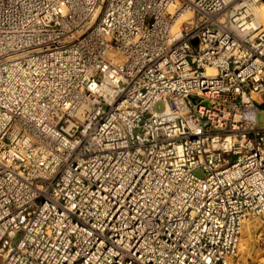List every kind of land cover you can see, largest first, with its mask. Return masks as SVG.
Listing matches in <instances>:
<instances>
[{
	"label": "built area",
	"instance_id": "built-area-1",
	"mask_svg": "<svg viewBox=\"0 0 264 264\" xmlns=\"http://www.w3.org/2000/svg\"><path fill=\"white\" fill-rule=\"evenodd\" d=\"M262 3L0 0V264H230L264 219Z\"/></svg>",
	"mask_w": 264,
	"mask_h": 264
},
{
	"label": "rangeland",
	"instance_id": "rangeland-1",
	"mask_svg": "<svg viewBox=\"0 0 264 264\" xmlns=\"http://www.w3.org/2000/svg\"><path fill=\"white\" fill-rule=\"evenodd\" d=\"M263 100L259 104L261 109L257 113V121L264 125V93L260 95ZM162 108L161 104L155 106L156 110ZM197 175H202L201 171H195ZM264 219H254L244 224L239 234L237 254L231 258L230 264H250L255 261L263 252L264 239ZM262 226V227H261Z\"/></svg>",
	"mask_w": 264,
	"mask_h": 264
},
{
	"label": "bare ground",
	"instance_id": "bare-ground-1",
	"mask_svg": "<svg viewBox=\"0 0 264 264\" xmlns=\"http://www.w3.org/2000/svg\"><path fill=\"white\" fill-rule=\"evenodd\" d=\"M256 15L260 16L261 21L264 23V3L260 4L257 9L255 10ZM187 15V14H186ZM184 15L183 17H185ZM182 17V18H183ZM264 225V224H263ZM262 227V226H261Z\"/></svg>",
	"mask_w": 264,
	"mask_h": 264
}]
</instances>
